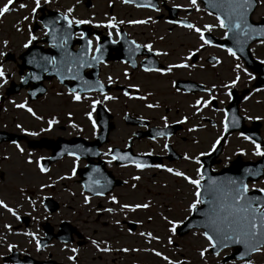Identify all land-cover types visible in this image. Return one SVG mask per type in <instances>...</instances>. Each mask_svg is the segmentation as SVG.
<instances>
[{"label": "flooded vegetation", "instance_id": "1", "mask_svg": "<svg viewBox=\"0 0 264 264\" xmlns=\"http://www.w3.org/2000/svg\"><path fill=\"white\" fill-rule=\"evenodd\" d=\"M120 3V2H119ZM121 4V3H120ZM200 7L201 5L197 3ZM122 5V4H121ZM132 7L136 10H145L152 12L156 21L162 20L165 23L168 16V6H174L172 1L164 0L158 2L159 11H154L152 8H135L132 5H124ZM194 8H178L177 15L180 18L187 19L190 23L203 28L206 21L196 22L194 18H191ZM205 13V12H204ZM209 15L208 12H206ZM213 18L212 14L209 15ZM260 17H254L256 21L260 20ZM117 20H123L121 18ZM147 20V19H145ZM128 21V20H124ZM150 22V21H149ZM142 24L147 25L149 24ZM35 23V22H34ZM168 24V23H167ZM216 24V19L215 23ZM142 25H129L127 23L119 24L116 29H104L92 27L94 31H97L98 35L107 37V32L113 33L112 39L119 42V49L121 51L118 60H110L103 62L99 65L98 78L100 82L106 86V91L101 93L100 96L103 99V95H114L120 101L121 110L117 114V123H115V113L113 112V128L108 134L107 143L103 144L100 148V158L104 161V167L110 172V175L114 180L121 181V184L114 186L106 193L107 195H115L120 203H147L149 199L146 197L140 201V193L143 190L144 195H156L153 189L140 187V181L142 179H165L179 178L173 177L171 174L155 169H145L144 171H138L133 165L127 161H113L111 164L107 163L111 159V156L103 155L109 148L113 151L123 154L127 152L133 158L143 157V161L149 164L160 163L168 167H173L177 170L184 171L192 178H197L195 175V169L202 167V171L207 177H216L221 171L229 169V176L232 178H242L249 184V187H253L255 179V187H264L261 184L260 179L264 178V171L261 172V176L257 178L244 175V169H256L264 170V157H256L253 155V145L249 141H245L240 136L243 132L245 135L253 137L257 142L261 143L264 148V120H247L245 116H264V86H254V82L257 80V75L252 69L245 68L241 60L237 61L227 56L228 53L223 47H215V42L212 45H206L200 52L196 53L194 59L189 61L192 64L197 65L191 69H174L172 73L166 76H159L155 73H145L142 68L147 66L165 67L171 63L165 60L166 56L156 57L146 49L141 48L139 52L129 53V49L133 47L132 43H125V41L135 42L137 44L151 43L154 50L165 52L163 43L157 38L156 35H148L143 38V33H138L134 28ZM175 26L174 24H169ZM189 34L193 35V41L196 44L188 49L194 50L199 46L198 36L185 28ZM116 31H120L121 36L115 35ZM225 29L218 27L213 28L211 32H206L205 37L207 39H222L224 37ZM40 32V34H38ZM33 33L38 37V43L43 45V48L47 47L46 44L41 42L45 37L43 35V29L40 27ZM208 35V36H206ZM79 34L75 33L74 39H78ZM261 45L258 41L250 45V51L252 56L259 62L264 60V57L260 55L258 47ZM75 48L77 45L74 46ZM222 55H225V62L220 59ZM216 57L223 63L217 65L215 68L212 65L215 61L212 59ZM153 61L152 65L148 64V61ZM123 61V63H122ZM135 62L136 68H132L131 64ZM241 63L242 68L246 69L252 74V79H249L244 72H240L241 81L238 86L231 91L234 93L231 99L225 95V90L219 88L221 83H227L233 76L232 68L235 63ZM200 64H204V68L199 67ZM221 66V69H218ZM222 66H224L222 68ZM127 69L129 73V79H124V72ZM175 71H179V74ZM185 71V74H182ZM89 74V68L86 70ZM11 77V75H9ZM111 76L115 83L109 85L107 83V77ZM9 77V78H10ZM20 77V76H19ZM19 77L16 81H19ZM160 79H164L168 83L173 95L177 96V103H173L166 98L160 99L158 88L154 87L153 82L161 87ZM176 81L182 85L179 86L181 91L176 92L172 87V81ZM243 82V84H242ZM56 83L60 85L57 79H50L46 85ZM129 84L140 86V94L145 91H151L153 95L146 102L159 101L161 104L160 109H147L144 107V103L139 100H128L122 95L124 90L135 93L134 89L127 87ZM212 84L217 85V90L213 93L216 97L208 107L202 108L200 113L193 115L194 109L190 107L197 98L208 99L209 94L203 92L201 88H211ZM253 89H259V91H253ZM5 88L3 89L4 92ZM246 90V92H243ZM0 92V95L3 93ZM252 93L248 101L243 100V96L248 93ZM99 94V93H97ZM26 95V92H25ZM10 98H6L0 103V131L6 133H14L20 136V139L16 141L24 148L25 153H32V159L36 160L39 157H44L41 164L49 169L47 174L39 173L35 164H27V155H22L12 144V140L3 139L0 141V199L5 200L10 206L20 205L18 212L23 216L20 222L15 221L10 214L3 209H0V264H69L67 256L71 253L64 250V242L67 241L69 248L77 246L79 248V258L77 264H148L140 258H131L129 261L121 263L120 258L129 253L111 252L107 254H98L92 248L89 243V239H104L109 242L113 248H120L123 246L124 238L133 237L129 234V229L133 233H136L141 227V224L133 223V221H142V214L138 210L135 213H128L125 216L123 213L117 212L113 214L101 213L99 218L94 209L96 206L100 207H112L117 208L116 205L111 204L106 198L93 197L91 205L85 206L82 203V195L89 194L84 191L82 185L78 183L79 176L76 174L71 180H57L59 176H65L70 173H62L58 170V164L61 159L53 160L51 146L54 145L58 139L62 136L56 132V126H53V130L50 132H40L41 128L47 127V125H30L27 122L19 120L18 117L11 116V109L8 108L7 103ZM220 101H224L221 104ZM113 102L112 100L104 101L103 105L107 107L108 104ZM130 103V107H127ZM235 106L236 112L230 114L227 110L228 106ZM108 108V107H107ZM6 109V111H5ZM109 109V108H108ZM215 109H223L224 111H216ZM110 110V109H109ZM112 111V110H111ZM13 112V111H12ZM225 113L228 114L225 121ZM166 115L168 117L169 128L167 131L171 134L168 137H158L156 140H152L148 134H146L152 128L162 127L163 122L160 121V115ZM187 115L188 121L184 124H176L175 121L180 119L181 116ZM236 115L239 121L238 125H235V130L224 133L221 137V145H217L216 150H211V144L215 139L223 132V123L232 122V116ZM142 118V119H138ZM142 121V122H141ZM21 126L26 131H34L39 133L38 136L30 137L25 135L20 129L16 128V124ZM215 125V126H213ZM193 126L196 130L188 132L189 128ZM59 129L62 126H58ZM63 129V128H62ZM87 140L93 139L94 135L92 131L89 134H85ZM65 137V136H64ZM167 143L168 149L165 150L163 145ZM127 145V147H126ZM243 149L245 155H239V150ZM13 151L19 155H13ZM151 152V156L141 155L143 153ZM201 152H207L208 155L200 156ZM187 153L190 156L198 157L201 161V165L195 164L194 160H184L183 156ZM7 156L8 159H4ZM85 162L82 160L83 167ZM121 164L126 166L121 167ZM77 167V168H78ZM140 175L141 180L134 181L132 177ZM56 181V184L51 189H39L41 183H52ZM74 183L75 188L72 190L68 186V182ZM124 181H128L127 184ZM190 191H193L191 185H188L185 181L181 180ZM137 184V188L133 190L130 185ZM202 184L205 181L201 182ZM72 184V183H71ZM155 184V181L153 182ZM164 187V183H160ZM20 188L25 189V193L22 195L19 192ZM65 192L68 193L69 201L72 203H65L62 197H65ZM75 193V195H73ZM16 197L15 199L13 197ZM26 196H30L31 199L36 200V211L31 212L33 205H30L26 201ZM49 197L44 201V204H40L39 200L43 197ZM153 198V197H152ZM47 207V211H45ZM152 207H154L152 205ZM150 208V211L153 208ZM24 213H31V215L25 216ZM32 216H36L37 220L33 221ZM48 219L45 220L44 217ZM154 217V216H153ZM113 219L121 220V227H116L112 221ZM149 223L150 221H146ZM9 223L12 225L13 231L8 232L4 229L3 225ZM168 225H166L165 235L156 236L160 237V241L155 243L160 248H165L164 255H168L169 247L166 245L167 237L170 233L167 231ZM23 231H32L36 234L42 247L40 251L36 250L35 241H32L30 237L24 236ZM147 240V238H146ZM8 244L17 245L11 253L7 251ZM171 248V245H170ZM135 253V252H134ZM106 256V257H105ZM153 256L156 257L154 254ZM173 259V256L168 255ZM99 257V258H98ZM161 260L160 258H158ZM163 261V260H161ZM164 262V261H163ZM165 264V262H164Z\"/></svg>", "mask_w": 264, "mask_h": 264}, {"label": "snow or ice", "instance_id": "2", "mask_svg": "<svg viewBox=\"0 0 264 264\" xmlns=\"http://www.w3.org/2000/svg\"><path fill=\"white\" fill-rule=\"evenodd\" d=\"M17 0H6V2L0 6V20L9 12L16 10L12 6L16 3ZM52 2V0H31V7L29 9V16H24L22 18L23 21H28L30 18L33 22L36 21V14L38 12L43 11V6L48 5ZM81 0H76V3L79 4ZM122 4H130L133 0H120ZM204 2L210 8H215L219 14L215 16L216 24H205L203 28L198 27L192 23H186L183 21H175L168 20V24H178L180 27L186 28L192 32H194L199 39V46L194 50L188 51L185 56H183L181 62L179 63H169L165 67H157V66H147L143 67L142 70L145 73H155L159 76H166L173 72L174 69H191L197 67V65L190 63L192 59H194L196 53L200 52L206 45H212V41L205 37L206 32H211L213 28L225 29L224 37L231 38L235 45L241 46L255 35L256 37H261L259 39L260 44H264V24H254L250 22V13L254 11L255 6L257 4L264 5V0H204ZM189 5L196 9V11H200L197 0H188ZM113 4V0H109V7ZM137 7H150L154 11H159L158 8L149 0L146 4H136ZM18 9H28L29 5L23 2L17 3ZM174 8H181V5H174ZM75 11L74 6L67 7L63 12H59L55 17L45 21L42 25L43 35L51 36L53 43L52 47L59 50V58L56 56H48V55H39L35 53L31 56L30 59L27 60V64L34 66L40 72H48L49 70H53L56 72L57 77L63 81L65 79L77 81L79 82L78 88H72L69 90V96L71 101L76 103L91 101L90 111H87L85 115L88 120L92 122V128L95 130L97 127L96 121L93 120V111L96 109L98 104L103 103L104 101H115L118 99L117 96L114 95H103L102 100L93 99L89 95H84L83 92L91 93L93 91L99 90L103 92L104 85L97 79L94 82H90L81 75V69L91 68L95 63H103L101 53L103 51V46L100 43V36L98 34H93L92 38H89L88 34L84 31L79 32L78 39L83 41V45L81 46L78 53L73 54L69 49V43L74 39V28H77L81 25H91L95 28H104V29H116L119 24L127 23L129 25H142L146 24L151 20L149 17L147 20H117L113 16H108L105 21L94 23L92 18L89 19H81L77 18L73 15ZM212 13L210 12L209 15ZM107 16V14H105ZM223 17V18H222ZM153 23L155 21H152ZM17 25L21 24V20L16 21ZM15 27V25H14ZM21 27H16V31L20 32ZM115 35L117 37L121 36L120 31H116ZM113 33L111 31L107 32L108 41L112 44H116L117 41L112 39ZM38 37L33 33L31 25L28 29L26 42L22 44L23 49H29L30 45L36 41ZM162 41L164 39L163 36L159 37ZM125 43H132L133 47L128 51L129 53L139 52L141 48L146 49L148 52L152 53L153 56H168V52H161L159 50H154L153 45L151 43H145L143 45L137 44L135 42L125 41ZM9 42L7 40L0 41V45L3 46L4 49H7ZM215 47H222L221 45H214ZM229 56L233 59L239 61L241 59L240 56L237 55V52L233 50V48L229 47L224 49ZM92 51L93 54L91 56L88 55V52ZM8 53L4 50H0V58H6ZM215 63L212 65L215 68L217 65L222 64L223 62L216 57L212 58ZM123 63V61H122ZM260 64H264V60L259 61ZM149 65L153 64V61H148ZM51 66V69L49 68ZM132 68H136L135 62L131 64ZM199 67L201 69L204 68V64H200ZM65 70L67 71V75L65 74ZM233 76L228 80L227 83H221L219 88L225 90V95L231 99L234 93L231 91L236 88L241 81L240 72H244L249 79H252V74L248 72L246 69L242 68L241 63L237 62L232 68ZM41 77L35 72H28L26 75H21L19 80L21 83H27L28 80L38 81ZM124 79H129V73L127 69L124 72ZM9 83L8 73L5 71L3 63L0 62V88H4ZM107 83L109 85L115 83L111 76L107 77ZM127 87L134 89L135 93L133 94L128 90H124L122 95L126 97L128 100H139L142 102H146L153 95L151 91H145L143 94H140V86L129 84ZM172 87L176 92H180L181 89L176 86V81H172ZM81 89L83 91H81ZM203 92H207L209 94L208 99L197 98L192 105L191 108L194 109L193 115L200 113L202 108H206L209 104L216 99L213 94L217 90V85L212 84L211 88H201ZM253 91H259V89H253ZM32 96H36V92L33 91L30 93ZM57 96H60L61 93L57 92ZM252 93H248L243 96L244 101H248L251 97ZM221 104L224 101H220ZM15 108L22 109L26 111L29 115H31L35 120L41 121L43 120V116L38 115L36 111L27 106V101L21 103H15V101H9ZM144 107L147 109H160L161 104L159 101L156 102H146L144 103ZM216 111L223 112V109H215ZM6 111V109H5ZM105 111H109V109H105ZM228 114L225 113V121L227 120ZM69 121H71L72 113H68ZM142 119V118H138ZM160 121L163 122L162 127L154 129L153 135L151 137L152 140H156L158 137H168L171 134L167 131L169 128L168 117L166 115L161 114L159 117ZM244 119L247 120H264V116H245ZM188 121V116H181L180 119L176 120V124H184ZM233 125H238L239 121L236 115L232 116ZM47 127L41 128L40 132H50L53 130V126L59 123V120L56 116H52L47 120ZM223 123V132L218 136L215 141L211 144V150H216L217 145L221 143V137L224 133L229 131V124L226 122ZM70 126L75 128L76 124L70 123ZM215 126V125H213ZM16 128L20 129L25 135L30 137L38 136L39 133L34 131H26L21 124H16ZM196 130V127L188 129V132H193ZM240 136L243 140L249 141L253 145V155L256 157H264V148H262L261 143L257 142L253 137L249 135H245L243 132L240 133ZM13 146L22 154L27 155V160L25 161L27 164H35L36 169L39 173L47 174L49 169L41 164V161L44 157H39L36 160L32 159V153H25L24 148L18 143L16 140L11 141ZM127 147V145H126ZM164 149L167 150L169 145L165 143L163 145ZM76 148L79 150L81 154H89V155H100V153L91 152L87 148H82L80 145H77ZM66 154L70 157H73L72 166L70 173L65 176L57 177V180H71L77 174V162L80 160L81 155L76 151H68L65 150ZM207 152H201L200 156L208 155ZM239 155H245L243 149L239 150ZM59 155V153H58ZM105 156H111V159L107 161V163L111 164L113 161H127L131 165H133L138 171H144L145 169L151 168L155 170H162L173 177L179 178L185 181L188 185H191L193 191L191 192L192 199L187 203L186 206V215L179 220L170 219L166 215H161V218L168 225L167 231L170 233L167 237V245H174L173 236L176 235L178 228L183 225L186 221L189 220V217H192L194 213H198L203 219L193 223H189L188 228H195L197 231H193L192 235L194 237H202L204 241H206V246H202L198 249V256L203 264H207V257L209 255L214 256L216 258L215 264H254L252 259L253 255H264V187H255V179L253 182V187H249V184L245 182L242 178H213L207 177L206 174L202 171V167H197L195 169V175L197 178H192L187 175L184 171L177 170L173 167H168L166 165L155 163L149 164L146 162H141L139 159L133 158L127 152L120 154L119 152H114L113 149L109 148L106 152L103 153ZM141 155L151 156V152L143 153ZM4 159H8L7 156ZM183 159L194 160L195 164L201 165V161L198 157L190 156L187 153L184 154ZM126 165L121 164V167ZM92 173L98 174L97 177H92L90 174V180L88 183L83 184L81 187L87 189L89 194L81 193L82 195V203L85 206L91 205L93 197L95 198H106L111 202V204L116 205L117 208L114 209L112 207H100L96 206L94 211L97 214V218L101 213L115 214L117 210L127 216L128 213H135L138 210H147L152 207L151 201L147 203H120L118 198L115 195H107L106 192L109 191V186L111 185V180L101 174V170L99 167H93ZM261 170L259 168L244 169V175L257 178L261 176ZM132 180L139 181L141 180L140 175H135L132 177ZM202 181H205L204 185H202ZM261 184H264V178L259 181ZM125 184L128 181H124ZM56 181L52 183H41L39 185V189H51L55 186ZM130 187L135 190L137 188V184L133 183ZM166 187V185H164ZM19 192L23 195L25 193L24 188H20ZM253 193H257L255 195ZM75 195V193H73ZM26 201L28 204L33 205L31 212H35V205L37 204L36 200L31 199L30 196H26ZM49 199V197L45 196L43 199L39 200L40 204H44V201ZM201 205L205 207L201 210ZM20 205L17 204L15 206H10L5 200L0 199V209H3L8 214L11 215L15 219V221L20 222L23 219V216L19 214L18 209ZM47 207H45V211H47ZM25 216L31 215V213H24ZM33 221L37 220L36 216H32ZM45 220L48 219L47 216L44 217ZM152 217L148 216L147 220L151 221ZM112 223L116 227H121L120 219H113ZM136 224H143V221H133ZM4 229L8 232L13 231L12 225L9 223H5L3 225ZM22 234L24 236L30 237L32 241H35V247L37 251H40L42 244L40 242L39 237L34 234L32 231H23ZM130 235H139L140 237H147V242L151 241H160V237L153 235L151 232L140 231L138 233H133L131 229H129ZM89 243L92 248L98 254H107L111 252H120V253H129V252H139V251H149L154 254L156 257L160 258L165 262V264H190V261L183 258L179 255L178 258L172 259L168 255H164L161 251H157L155 249H140L136 247H120L113 248L107 240L104 239H89ZM17 245L8 244L7 251L11 253ZM64 250L69 251L71 254L67 256V261L69 264H77L79 258V248L77 246H73L69 248L67 241L64 242ZM211 250V251H210ZM99 258V257H98Z\"/></svg>", "mask_w": 264, "mask_h": 264}, {"label": "rangeland", "instance_id": "3", "mask_svg": "<svg viewBox=\"0 0 264 264\" xmlns=\"http://www.w3.org/2000/svg\"><path fill=\"white\" fill-rule=\"evenodd\" d=\"M174 4H178L181 6H188V0H169ZM6 0H0V6H2ZM19 2H23L29 5L28 9H18L17 3L12 7L16 10L7 13L2 20H0V41L7 40L9 42L7 49H4L2 45H0V50L11 52L16 58L17 55L22 51V44L26 42L27 34H28V26L32 19L30 18L28 21H23L22 18L24 16H29V9L32 6L31 0H20ZM74 6L75 11L73 15L77 18L81 19H89L92 18L94 23L105 21L108 16H113L116 19L123 20H145L151 17L149 24L136 26L134 29L138 31V33H143V38L148 37V35H156L157 38L163 36L164 39L161 41L164 46V50L169 53L168 56L165 57V60L171 63H179L181 62L183 56L187 54L188 47H193L196 42L193 41V35L189 34L190 32L186 31L185 28L172 26L165 23L162 20L156 21L153 17L152 12H148L145 10H136L129 6L121 5L119 2L113 0V4L109 7V0H81L79 4L76 3V0H52V2L46 5L47 8L53 10H60L63 12L67 7ZM200 9V8H199ZM194 12V11H193ZM107 14V16L105 15ZM153 16V17H152ZM264 16V5L257 6L256 11L254 13V17ZM194 18L196 22L206 21L207 23H215V18L207 15L201 10L198 11V14L191 16ZM21 20V24L17 25L16 21ZM152 21H155L154 23ZM200 23V22H199ZM15 25V27H14ZM16 27H21V31L17 32ZM40 34V32L38 33ZM258 51L260 55L264 57V44L259 45ZM225 62V55H222L220 59ZM0 62L3 63L4 69L7 73L12 74L13 79H17V67L16 63L11 60H3L0 58ZM18 62V60L16 61ZM224 66H222L223 68ZM221 69V66L218 68ZM181 70V69H178ZM176 74H179V71H175ZM182 74H185V71H182ZM161 87H158L154 82L153 86L158 88L159 98L177 103V96L173 95L170 88L168 87V83L165 82L164 79H160ZM243 84V82H242ZM48 92L42 98L38 99L34 102L27 103L28 107L33 108L38 115L43 116V120L37 121L31 115H29L26 111L22 109L15 108L9 102L7 103L8 108L11 109V116L18 117L19 120H28L30 125H46L47 120L52 116H56L59 120V124L55 129L58 134L68 136L73 133L86 132L89 134L91 132L89 126L92 124L91 121L88 120L85 113L90 111L91 101L76 103L71 101L70 96L65 88L60 87L56 83L48 84ZM3 88H0V92ZM61 93L60 96H57L56 93ZM93 99L99 100L100 97L95 95L91 96ZM10 101H15V103H21L27 101L25 94H17ZM120 101H113L107 105V107L112 110V113L115 114V123H117L118 113L121 110ZM127 107H130V103H128ZM15 109V110H14ZM13 111V112H12ZM72 113L71 121H69L68 113ZM22 116V117H21ZM93 120H94V111H93ZM70 123H74L77 127L73 128L70 126ZM64 126V129H59L58 126ZM85 135V134H84ZM13 155H19L17 152L13 151ZM71 157L62 158L58 164V170L62 173H68L71 170L72 166ZM79 165L80 162L78 161ZM155 181V184L153 182ZM164 183L166 187L160 185V183ZM72 183V184H71ZM68 186L73 190L75 188L74 183L69 181ZM140 187L151 188L154 190L156 195H144L143 190L140 193V201H142L145 197L151 201V204L154 206L150 211V208L144 211H140L142 214V221L144 222L141 227L138 229V232L145 231L151 232L153 235H165L166 231V222L161 218V215H166L170 219H182L187 213L185 211L187 203L191 201L192 196L190 189L183 184L181 180H176L174 178H165V179H142L140 181ZM68 193L65 192V197H62L64 202L72 203L69 201ZM153 197V198H152ZM16 198L15 196L13 197ZM151 216L152 219L149 223H147V217ZM154 216V217H153ZM192 230L186 235L182 237H174L173 241H176L178 245H180L179 255L183 258L190 261V264H203L200 260L197 252L198 249L202 246H206V241L202 237H194L192 235ZM147 237H140L139 235H133V237H125L123 241V246L127 247H136L140 249H155L157 251H161L162 253L165 249H158L156 247L155 241H151L150 243L146 240ZM167 245V243H166ZM169 246V245H168ZM174 245L169 248L168 255L173 256V259L178 258V252ZM106 257V256H105ZM120 258V262L124 263L129 261L131 258L138 259L147 262L148 264H164L163 261L155 258L153 254L149 251H139V252H130L128 255L124 256V258ZM254 264H264V255H254L253 256ZM216 258L214 256L209 255L207 257V264H215Z\"/></svg>", "mask_w": 264, "mask_h": 264}, {"label": "water", "instance_id": "4", "mask_svg": "<svg viewBox=\"0 0 264 264\" xmlns=\"http://www.w3.org/2000/svg\"><path fill=\"white\" fill-rule=\"evenodd\" d=\"M134 2H136V4H145L146 1H149V0H133ZM205 6L208 7V5L204 2V0H201ZM141 2V3H140ZM210 2H212V0H210ZM211 11L213 12H217V10L215 8H210L208 7ZM219 14V13H218ZM56 15H58V12H51L49 16H43L41 17L40 19H42L43 23L53 17H55ZM223 18V17H222ZM254 24H264V19H262V21L258 22V23H255V22H252ZM79 30V31H84L86 32L88 35L90 34L89 33V30H88V27L86 26H79L77 28H74V30ZM50 37V41L49 43H53L52 41V37ZM257 39H261V37H256L255 35H253V37L251 39H248L243 45L242 47L241 46H237L234 44L231 36L228 37L227 40L225 41H220V44L222 45H226L228 47H231L233 48L234 51H236L245 61L246 63L248 64H251V57H250V52L248 50V44L253 41V40H257ZM79 44H80V48L81 46L83 45V41H80L78 40L77 41ZM100 43L102 44L103 46V51L102 53L105 55L107 54V58H113V59H116V58H119V49L117 47H114V46H107L106 43L102 40L100 41ZM72 45V41L69 43L68 47L70 49V46ZM54 49V48H52ZM48 51V50H41L39 47H35V46H32L30 47L29 49H27V51L23 54H21L20 58L22 59V64L19 65L20 69H23L25 67H27L31 72H35L37 73L38 75H40L41 79L38 80V81H33V80H28V85H29V99L32 100V99H35L36 97H38L39 95H41L43 92H44V87L42 86V81L45 79V78H51L52 76H57L56 72L53 71V70H49L47 72L46 75H44V72H40L39 70H37L34 66L32 65H29L27 64V60L31 58V56L35 53H38L39 55H48V56H55L57 55V52L56 50L54 49V51ZM80 50V49H79ZM107 50H108V53H107ZM114 50L115 51V55L111 56V57H108L109 53ZM72 51V50H71ZM79 51L77 52H73V54H76L78 53ZM101 53V54H102ZM59 58V57H57ZM105 59V58H104ZM253 68L257 71L260 72V75L263 73L264 71V66H261V64H258V63H255L253 62L252 64ZM49 68L51 69V66H49ZM85 69V68H84ZM84 69H81V75L84 76V78L90 82H94L96 81L95 80V77L92 76H86L84 73H83V70ZM65 74L67 75V71L65 70ZM262 76H264V73L262 74ZM60 80V79H59ZM61 81V80H60ZM68 81V79H65L63 80L62 82H66ZM70 81V80H69ZM72 81V80H71ZM29 82H31V84H29ZM74 82L75 86H79V82L77 81H72ZM180 85H182L180 83ZM21 86H27V83H22V84H18V85H15L13 88L11 89H8V92L7 94L9 93H13L15 91H17ZM73 88V86H71ZM35 91L36 92V96H32L30 95L31 92ZM107 118H108V114H106V112L101 108V107H98V111H97V123L100 125V128H101V136L103 137V140L105 139V136L108 132V127H107ZM14 138V137H12ZM74 144H76V142L74 140H61L60 142H56L55 145L53 146L54 150H58L60 151L62 149V152H66L65 150H70V148H72L74 146ZM99 143L96 142V145L94 144V146H98ZM89 168L87 167L86 169L82 170L81 172H85V171H88ZM229 169H226V170H223L221 171L216 177L220 176L219 178H227L229 176ZM83 183H85V176H83ZM256 195V193H253ZM201 210L205 207L204 205H201ZM203 219V217H201L198 213H194L193 216L188 220L186 221L183 225H181L178 230H177V233L179 235H182V234H185L190 228H188V224L189 223H195L199 220Z\"/></svg>", "mask_w": 264, "mask_h": 264}]
</instances>
